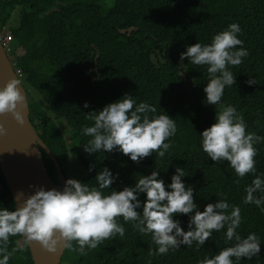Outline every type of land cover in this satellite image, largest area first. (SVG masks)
Returning a JSON list of instances; mask_svg holds the SVG:
<instances>
[{"label": "trees", "instance_id": "16d2710c", "mask_svg": "<svg viewBox=\"0 0 264 264\" xmlns=\"http://www.w3.org/2000/svg\"><path fill=\"white\" fill-rule=\"evenodd\" d=\"M14 14L18 22L11 25ZM232 22L241 28L237 35L243 44L237 47L249 54L239 65L229 66L235 84L224 88L217 105H210L203 102L207 66L192 64L187 57L181 61L179 56L195 42L210 43ZM6 25L12 32L11 56L26 89L30 120L62 173L68 146L58 119L65 121L85 169L80 181L90 187L96 186L95 175L105 166L118 174L110 186L117 191L153 169L167 184L175 166H181L186 174L182 180L192 185L199 210L208 202L226 199L240 208L237 231L241 236L253 232L260 237L259 256L242 257L239 264H264V212L244 203L245 187L255 175H264V142L254 145L256 173L237 177L227 161L207 157L199 136L214 122L215 112L229 104L243 117L246 132L264 136V0H0V28ZM251 77L257 83L247 84ZM125 93L137 103L155 106L156 113H149L150 117L165 112L174 119L177 130L166 141L170 148L164 157L153 152L134 162L117 151H84L90 137L82 128L94 123L95 111ZM42 155L54 181V162L45 151ZM112 189L102 191L107 194ZM139 198L143 201L144 194ZM0 207L15 208L1 169ZM174 218L187 230V214ZM116 219L125 229L123 237L117 234L103 240L84 254L73 241L60 264H197L233 243L224 241L222 229L213 231L198 249L194 243L150 256L149 249L156 247L151 235L139 233L122 217ZM6 249L8 264H33L22 236L10 237Z\"/></svg>", "mask_w": 264, "mask_h": 264}, {"label": "clouds", "instance_id": "9594fccd", "mask_svg": "<svg viewBox=\"0 0 264 264\" xmlns=\"http://www.w3.org/2000/svg\"><path fill=\"white\" fill-rule=\"evenodd\" d=\"M240 32L239 24L232 22L217 32L210 43L195 42L180 53L181 61L187 57L192 64L207 66L208 80L203 88V102L207 104L217 105L221 101L224 88L235 84V75L229 66L239 65L249 54L246 48L237 47L243 44L237 35ZM246 83L252 85L257 81L251 77ZM21 89L16 78L0 85V114L11 113L18 122H22V116L17 106L24 102ZM83 107H88L87 101ZM95 112L94 123L82 128V133L90 137L83 145L89 154L117 151L134 162L153 152L164 157L170 148L166 141L177 130L173 118L165 112L150 117L149 113H156V107L146 101L137 103L129 93ZM5 132L4 125L0 124V135ZM199 136L201 149L213 162L227 161L237 177L256 173L254 145L264 142V136L246 132V122L233 105L221 106L215 112L214 122ZM116 175L105 166L95 175L96 186L90 187L69 177L62 189L46 190L40 186L18 207L12 210L0 207V264H8L6 246L9 238L17 235L25 243L38 241L49 251H54L61 241L71 248L75 241L77 250L84 254L86 249H95L103 240L117 234L123 237L125 229L117 217L130 222L139 233L151 235V243L156 247L154 251L149 249L150 256L166 254L181 245L191 247L194 243L198 249L213 231L222 229L224 241H232L231 246L221 248L197 264H239L242 257L250 260L259 256L260 237L253 232L241 236L237 231L241 224L240 208L221 198L199 210L192 185L182 180L186 176L183 167L175 166L167 184L153 169L119 191L110 187ZM104 189L112 190L105 194ZM141 193L143 201L139 198ZM245 193L244 203L255 204L264 212V175H255L245 187ZM177 214L188 215L187 230L174 218Z\"/></svg>", "mask_w": 264, "mask_h": 264}, {"label": "water", "instance_id": "95a60500", "mask_svg": "<svg viewBox=\"0 0 264 264\" xmlns=\"http://www.w3.org/2000/svg\"><path fill=\"white\" fill-rule=\"evenodd\" d=\"M12 78L20 81L0 42V85ZM20 84L24 102L18 104L17 110L22 116V122H18L11 113L0 114V124L6 129L0 135V169L14 200V207H18L37 187H45L47 180L58 190L63 188L65 181L56 159L30 120L26 89L21 82ZM42 151L53 160L57 175L63 180L60 187L50 178ZM27 245L33 264H60L66 248L63 241L57 244L54 251L43 248L38 241L27 242Z\"/></svg>", "mask_w": 264, "mask_h": 264}, {"label": "rangeland", "instance_id": "374dc122", "mask_svg": "<svg viewBox=\"0 0 264 264\" xmlns=\"http://www.w3.org/2000/svg\"><path fill=\"white\" fill-rule=\"evenodd\" d=\"M18 22V17L16 14H14L11 22L9 24L14 25ZM9 29V25L3 26L2 28H0V35L4 33L5 30ZM38 99L40 102H42V99L39 95H37ZM57 125L60 129V131L62 132L63 136L65 137L67 146H68V158L66 163H64V165L62 166L64 173H62L65 177V180L69 177L71 178H75L77 180H81L86 172L84 167L80 164L79 160H78V156H77V152L74 149V144L72 142V138H71V134L69 132V129L65 123L64 120L62 119H58L57 120ZM62 179L59 178V176L57 174H55V180L54 182L58 185V187H60L61 183H62Z\"/></svg>", "mask_w": 264, "mask_h": 264}, {"label": "built area", "instance_id": "2783aa9c", "mask_svg": "<svg viewBox=\"0 0 264 264\" xmlns=\"http://www.w3.org/2000/svg\"><path fill=\"white\" fill-rule=\"evenodd\" d=\"M11 41H12V32L10 29H7L4 31L3 34L0 35V42L5 50V53L9 57L16 74L18 75L20 70L15 68V63L11 56V53H12Z\"/></svg>", "mask_w": 264, "mask_h": 264}, {"label": "bare ground", "instance_id": "6f19581e", "mask_svg": "<svg viewBox=\"0 0 264 264\" xmlns=\"http://www.w3.org/2000/svg\"><path fill=\"white\" fill-rule=\"evenodd\" d=\"M45 189L47 190V189H49V188H55L54 187V185L49 181V180H47L46 182H45Z\"/></svg>", "mask_w": 264, "mask_h": 264}]
</instances>
